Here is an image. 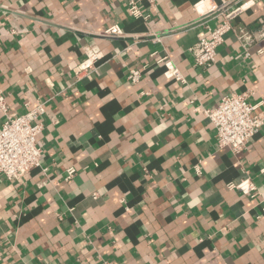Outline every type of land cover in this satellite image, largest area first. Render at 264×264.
Segmentation results:
<instances>
[{
  "label": "crops",
  "instance_id": "obj_1",
  "mask_svg": "<svg viewBox=\"0 0 264 264\" xmlns=\"http://www.w3.org/2000/svg\"><path fill=\"white\" fill-rule=\"evenodd\" d=\"M234 3L155 0L135 18L126 0H0V97L16 113L47 103L41 167L0 177V264H264V126L234 154L204 114L231 93L264 113V0L234 21L248 56L233 32L209 68L189 52Z\"/></svg>",
  "mask_w": 264,
  "mask_h": 264
},
{
  "label": "built area",
  "instance_id": "obj_2",
  "mask_svg": "<svg viewBox=\"0 0 264 264\" xmlns=\"http://www.w3.org/2000/svg\"><path fill=\"white\" fill-rule=\"evenodd\" d=\"M234 4L213 6L207 17L221 18L214 25H207L208 36L189 49L195 64L199 67L209 68L217 59L218 48L224 42L225 35L229 32L236 33L245 51L255 40L252 35L238 31L234 21L254 3V0H234ZM154 5L155 0H126L130 14L135 18L144 17L143 3ZM123 31L118 25H112L104 35L109 38L123 36ZM249 53L247 51L246 56ZM102 59L99 51H92L85 60L73 68L78 79L90 78L97 70V64ZM157 64L166 67L165 75L177 81L185 79L171 60L160 59ZM146 68L132 69L128 79L138 83L142 72ZM246 93H231L222 97L221 101L205 109L204 114L215 128L218 148L228 149L234 154H241L260 132L264 126V113L259 110L260 105L252 104ZM46 102H40L35 107H30L25 113L13 112L8 103L0 97V110L4 121L0 128V177L16 182L27 176L33 169L41 167L43 156L42 149L38 146V136L43 131L42 116L46 112ZM199 173V168L197 169ZM264 174V169L262 170ZM76 173L74 168L66 171V179H71ZM243 192L254 191L255 185L250 181H243L231 185Z\"/></svg>",
  "mask_w": 264,
  "mask_h": 264
}]
</instances>
